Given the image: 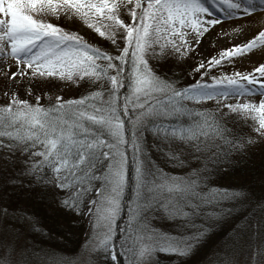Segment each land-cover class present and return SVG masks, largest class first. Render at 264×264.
Wrapping results in <instances>:
<instances>
[{
  "label": "snow or ice",
  "instance_id": "snow-or-ice-1",
  "mask_svg": "<svg viewBox=\"0 0 264 264\" xmlns=\"http://www.w3.org/2000/svg\"><path fill=\"white\" fill-rule=\"evenodd\" d=\"M259 19L264 0H0V264H72L41 204L86 223V264H264V174L221 183L264 145V63L238 68ZM225 24L239 42L209 56Z\"/></svg>",
  "mask_w": 264,
  "mask_h": 264
},
{
  "label": "rangeland",
  "instance_id": "rangeland-1",
  "mask_svg": "<svg viewBox=\"0 0 264 264\" xmlns=\"http://www.w3.org/2000/svg\"><path fill=\"white\" fill-rule=\"evenodd\" d=\"M225 29H227V34L225 33L224 30L218 29L217 32L213 34L212 41H213V47H208L207 48V54L209 56L215 55L217 50H223L225 48L231 47L234 43H238L239 41L236 39V33L232 31L231 28L228 27L227 24L224 26ZM253 28H260V30H264V19H259L257 23L253 25ZM258 34V33H257ZM249 37L251 38V33L248 34ZM207 44V41H206ZM199 55V53H197ZM260 63H264V45H257L251 53H248L246 58L244 59V62L242 64L238 65L239 69H242L244 71H252L255 67L259 66ZM80 95V92L76 90H69L68 92L65 93L66 98L70 97H77ZM229 103H237V100L230 99L228 101ZM243 102V98H241V101ZM232 123L233 129L236 130V126L234 127V123H238V126H240L239 123V118L234 117L232 121L229 122V124ZM250 131V129H248ZM254 157H258L260 166L258 167V171H254L252 177V169L251 164L250 165H243V166H238L236 169L238 172L240 170L241 176H229L226 177L225 179L230 180L231 182H239L240 180L244 179L247 180L245 184L248 186L254 187L255 190L259 193L260 187H259V181H260V176L261 174H264V163H263V158H264V145H261L260 147L256 148L253 150L252 156L250 161ZM132 167L129 168V178L132 176ZM236 175H238L236 173ZM221 181L222 185L227 186L228 182L227 180ZM255 181V182H254ZM237 184V183H236ZM230 185H234L233 183H230ZM52 208L49 206H45L43 209L45 212H41L44 217H48V215L53 216L54 219H59L61 217V214H63L58 208H56L54 205L50 204ZM25 208H30L31 205L29 202L25 201ZM64 218H60L59 220H55L54 222L58 225L54 226L52 225V230L49 228H46L43 226L42 222H45L43 217H38L40 220V225L42 229L48 231L51 233L53 239L52 241L45 245V252H54L57 257H63L65 259H69L72 261V264H86V262L89 259V247L93 243L92 240L89 239L88 236V231H87V225L85 222H75L73 218H70L66 215H64ZM67 226L70 233L69 237L70 240L67 243L63 238H58L56 237V231L58 227L60 226ZM76 229V230H75ZM99 231H102V227L98 229ZM58 234V233H57ZM76 244L78 247L75 250H72V252H68V250L71 249L70 245ZM161 264H169V259L168 257H164L161 255L160 257Z\"/></svg>",
  "mask_w": 264,
  "mask_h": 264
},
{
  "label": "trees",
  "instance_id": "trees-1",
  "mask_svg": "<svg viewBox=\"0 0 264 264\" xmlns=\"http://www.w3.org/2000/svg\"><path fill=\"white\" fill-rule=\"evenodd\" d=\"M239 123H240V126H238V123H234V127L236 126V131L237 132H240V131L249 132L246 125L241 123L240 120H239ZM232 125H233L232 123L229 124L230 127H232ZM262 160H263V163H264V158ZM250 164L252 165L251 168H250V169H252V171H251L252 177H254L253 173L258 171V169H259L258 167L260 166V162H259L258 157H254L253 156V159L251 161L249 160V162L246 165H250ZM131 167L132 166H131V163H130L129 168H131ZM240 170L241 169H239L238 172H236L238 175H236V173H235L234 176H241ZM236 171H237V169H236ZM225 180H227L228 182L233 183L234 185H237V186H239L240 184H245V182H247V180H244V179L240 180L239 182H233V181L231 182L228 179H225ZM230 183H228L227 186L230 185ZM245 185H247V184H245ZM132 195H133L132 194V176H130V178H129V187H128V190L125 193L123 211L121 213V217H120V221H119V223H121V224H123L127 220L128 204H129V202H130V200L132 198ZM20 206L25 208L24 207L25 206V201H21V205ZM45 206H48V208L50 206L52 208V206L50 204H41V205H39L38 217H43V219L45 221V222H42L43 226L45 228L47 226V228L52 230V225H54V226L58 225L54 221L55 220H59L60 218H64L65 216H64V214H61V217L59 219H54L52 214L48 215V217H44V215H42L41 212H45L44 209H43ZM67 226H69V225H67ZM67 226H63L62 225V226L58 227L55 235L58 238H63L68 243L69 240H70V237H69L70 231H69ZM70 247H71V249L68 250V252H72V250H75L78 247V245L72 244V245H70Z\"/></svg>",
  "mask_w": 264,
  "mask_h": 264
}]
</instances>
